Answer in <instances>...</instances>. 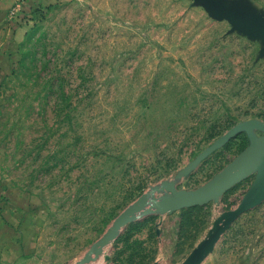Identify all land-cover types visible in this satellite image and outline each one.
<instances>
[{
  "label": "rangeland",
  "instance_id": "obj_1",
  "mask_svg": "<svg viewBox=\"0 0 264 264\" xmlns=\"http://www.w3.org/2000/svg\"><path fill=\"white\" fill-rule=\"evenodd\" d=\"M7 2L0 5L5 264H77L153 188L199 190L264 136V0ZM245 121L251 128L224 139ZM263 176L264 167H254L206 203L140 213L86 264H190ZM197 264H264V199Z\"/></svg>",
  "mask_w": 264,
  "mask_h": 264
},
{
  "label": "water",
  "instance_id": "obj_2",
  "mask_svg": "<svg viewBox=\"0 0 264 264\" xmlns=\"http://www.w3.org/2000/svg\"><path fill=\"white\" fill-rule=\"evenodd\" d=\"M252 123L245 121L229 131L224 139L228 140L240 131L251 128ZM214 143L206 149L197 159H195L190 168L205 159L216 147ZM254 167H264V136L253 139L251 145L240 155H238L227 167H225L209 184L194 192H180L172 182H163L156 186L152 191L141 197L132 206L128 207L114 222L106 234L92 245L86 255L78 261L77 264H86L92 259L97 258L104 246L115 239L120 229L130 221H133L140 213H149L151 210L167 211L170 209H179L185 206L203 204L212 199L215 195L223 192L233 182L243 178ZM170 189L173 196L158 197L156 192ZM264 199V176L257 180L247 194L244 196L240 205L229 211L223 218L222 224L216 226L210 236L197 249L190 264H197L203 254L215 243L219 236L231 223L245 210L257 205ZM94 254V255H93ZM159 264V263H155Z\"/></svg>",
  "mask_w": 264,
  "mask_h": 264
},
{
  "label": "crops",
  "instance_id": "obj_3",
  "mask_svg": "<svg viewBox=\"0 0 264 264\" xmlns=\"http://www.w3.org/2000/svg\"><path fill=\"white\" fill-rule=\"evenodd\" d=\"M8 1V0H7ZM6 0H0V5H2V7H3V4H7L8 2H7ZM1 14V13H0ZM3 16V13H2V15H0V17H2ZM5 263H7V262H5V261H0V264H5Z\"/></svg>",
  "mask_w": 264,
  "mask_h": 264
}]
</instances>
